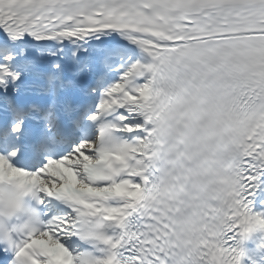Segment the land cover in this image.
<instances>
[{"label": "snow or ice", "instance_id": "1", "mask_svg": "<svg viewBox=\"0 0 264 264\" xmlns=\"http://www.w3.org/2000/svg\"><path fill=\"white\" fill-rule=\"evenodd\" d=\"M6 183L39 213L0 264H241L264 229V0H0Z\"/></svg>", "mask_w": 264, "mask_h": 264}, {"label": "clouds", "instance_id": "2", "mask_svg": "<svg viewBox=\"0 0 264 264\" xmlns=\"http://www.w3.org/2000/svg\"><path fill=\"white\" fill-rule=\"evenodd\" d=\"M35 213H39V207L28 193L15 184L0 187V233L33 221Z\"/></svg>", "mask_w": 264, "mask_h": 264}, {"label": "bare ground", "instance_id": "3", "mask_svg": "<svg viewBox=\"0 0 264 264\" xmlns=\"http://www.w3.org/2000/svg\"><path fill=\"white\" fill-rule=\"evenodd\" d=\"M254 213H260V212L258 210H256V212H254ZM261 233H264V229H257L256 231L251 233L250 236L259 237Z\"/></svg>", "mask_w": 264, "mask_h": 264}]
</instances>
